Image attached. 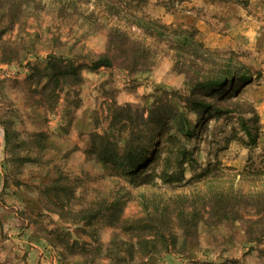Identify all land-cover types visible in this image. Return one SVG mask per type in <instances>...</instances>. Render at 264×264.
<instances>
[{
  "label": "rangeland",
  "instance_id": "obj_1",
  "mask_svg": "<svg viewBox=\"0 0 264 264\" xmlns=\"http://www.w3.org/2000/svg\"><path fill=\"white\" fill-rule=\"evenodd\" d=\"M97 54L111 65L92 68ZM124 105L163 118L142 137L144 183L96 161L93 135ZM176 198L196 208L187 251L130 264H264L246 231L264 219V0H0V264H89L83 242L109 264L124 235L82 213L134 222Z\"/></svg>",
  "mask_w": 264,
  "mask_h": 264
},
{
  "label": "trees",
  "instance_id": "obj_2",
  "mask_svg": "<svg viewBox=\"0 0 264 264\" xmlns=\"http://www.w3.org/2000/svg\"><path fill=\"white\" fill-rule=\"evenodd\" d=\"M87 59L94 69L111 65L110 58L107 54H97ZM71 73L76 74L77 69L73 68ZM187 104L191 107L190 109H192L190 111L197 116L206 113L208 108L207 104H200L192 99L188 100ZM199 107L202 108L198 111L197 108ZM158 117L159 116H153L151 111L144 106L124 105L122 107H114L112 112H110V121L107 130H103L101 134L96 133L93 135L96 144L94 145L96 161L104 170L117 177H133L142 174L140 173V168L149 157V146L143 141L142 137L144 132L150 131L152 124L162 122L163 118ZM120 122L129 123L127 137L123 138L122 133L116 135L114 132L115 126L120 124ZM180 122L188 131L187 119H181ZM181 163L182 162H176L175 166L180 168ZM147 176V173L142 174L140 178L142 183L147 179ZM158 177L163 182L167 183L176 181V175L167 172V169L161 171ZM167 204L163 203L161 200L155 206L157 210H145V213H147L145 215L146 218H139L134 222L126 221V219L123 218L122 208H120V206L117 208L113 207L109 214L105 213L104 210L91 216H88L87 213H82L80 219L85 220V218H91V220H96L105 217L112 227L117 228L122 235H124V239L119 237L116 240L114 249L105 252L106 258L109 259V264H130L133 261H139L147 256L152 254L156 255L161 252H172L177 255H182L184 251H187L186 243L188 240L187 237H185L187 235L185 231L188 232L193 225L196 208L190 206L187 201L181 202L178 198L173 199L169 205ZM217 208L220 210L222 206L218 205ZM203 212V214H206L205 210H203ZM158 218L161 221H166L164 225L167 231L172 230L175 222L178 229L184 231V236L179 246L176 238L167 237L166 233L160 230L159 227H154V223L159 221ZM225 220H227V218ZM247 223L248 226H246V231L250 235L249 237L251 240L256 241L257 238L260 239L264 237V219H257L256 221L248 220ZM87 247L88 244L86 242L80 245L81 261L92 264L94 262V257L91 251L86 250ZM236 263H238L237 260H222L217 263L209 260L201 262V264Z\"/></svg>",
  "mask_w": 264,
  "mask_h": 264
}]
</instances>
